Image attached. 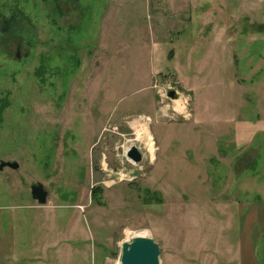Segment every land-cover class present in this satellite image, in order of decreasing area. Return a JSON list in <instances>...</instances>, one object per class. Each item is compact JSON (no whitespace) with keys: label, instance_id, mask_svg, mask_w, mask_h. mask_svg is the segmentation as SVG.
Returning <instances> with one entry per match:
<instances>
[{"label":"rangeland","instance_id":"rangeland-1","mask_svg":"<svg viewBox=\"0 0 264 264\" xmlns=\"http://www.w3.org/2000/svg\"><path fill=\"white\" fill-rule=\"evenodd\" d=\"M2 161L0 264H118L142 229L160 264H239L264 198V0H0Z\"/></svg>","mask_w":264,"mask_h":264},{"label":"water","instance_id":"water-1","mask_svg":"<svg viewBox=\"0 0 264 264\" xmlns=\"http://www.w3.org/2000/svg\"><path fill=\"white\" fill-rule=\"evenodd\" d=\"M170 96L176 98L175 90L170 91ZM127 157L133 162H140L143 154L137 145H131L126 153ZM17 169L19 163L16 161H2L0 169L5 167ZM33 198L39 204H46L49 192L45 185L37 182L31 185ZM161 249L159 243L149 236H134L130 241L122 243L120 264H160Z\"/></svg>","mask_w":264,"mask_h":264},{"label":"crops","instance_id":"crops-1","mask_svg":"<svg viewBox=\"0 0 264 264\" xmlns=\"http://www.w3.org/2000/svg\"><path fill=\"white\" fill-rule=\"evenodd\" d=\"M259 198L257 202H245L242 205L249 209L246 214L245 235L237 255L239 264H264V249L259 251V244L264 247V198ZM252 204H256L254 210L250 209Z\"/></svg>","mask_w":264,"mask_h":264},{"label":"bare ground","instance_id":"bare-ground-1","mask_svg":"<svg viewBox=\"0 0 264 264\" xmlns=\"http://www.w3.org/2000/svg\"><path fill=\"white\" fill-rule=\"evenodd\" d=\"M140 137H141V140L146 141L147 149L150 152L151 151L153 152L154 146H153L152 135L146 127L145 128L143 127V130L140 132ZM132 145H136V144H132ZM153 158H154V156L151 155V159H153ZM149 234L150 233L147 229H142V230L137 231L134 236H148ZM118 264H120V261L118 262Z\"/></svg>","mask_w":264,"mask_h":264},{"label":"built area","instance_id":"built-area-1","mask_svg":"<svg viewBox=\"0 0 264 264\" xmlns=\"http://www.w3.org/2000/svg\"><path fill=\"white\" fill-rule=\"evenodd\" d=\"M176 91V90H175ZM167 92V91H166ZM170 93V92H169ZM176 94H177V92H176ZM167 95V94H166ZM177 96H178V94H177ZM177 96H176V98H173V97H171L170 96V94H169V97H171L172 99H177ZM178 98H180V96H178ZM180 109H181V107H180ZM182 109L184 110V107L182 106ZM182 113H186V111H182Z\"/></svg>","mask_w":264,"mask_h":264},{"label":"trees","instance_id":"trees-1","mask_svg":"<svg viewBox=\"0 0 264 264\" xmlns=\"http://www.w3.org/2000/svg\"><path fill=\"white\" fill-rule=\"evenodd\" d=\"M8 20H10V19H8Z\"/></svg>","mask_w":264,"mask_h":264}]
</instances>
